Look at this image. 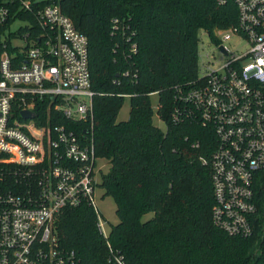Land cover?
I'll list each match as a JSON object with an SVG mask.
<instances>
[{
  "label": "built area",
  "instance_id": "obj_1",
  "mask_svg": "<svg viewBox=\"0 0 264 264\" xmlns=\"http://www.w3.org/2000/svg\"><path fill=\"white\" fill-rule=\"evenodd\" d=\"M230 1L237 22L209 36L225 61L177 84L171 114L175 123L212 129L211 151L201 157L211 168L212 220L231 235L257 227L264 253V0ZM14 22L20 25L11 30ZM134 33L127 34L131 53ZM232 35L248 47L231 49ZM124 74L137 79L138 69ZM95 94L88 36L60 0H0V264H77L56 222L82 204L96 213L111 263L127 264L97 204L102 157L78 127L94 116Z\"/></svg>",
  "mask_w": 264,
  "mask_h": 264
},
{
  "label": "trees",
  "instance_id": "obj_2",
  "mask_svg": "<svg viewBox=\"0 0 264 264\" xmlns=\"http://www.w3.org/2000/svg\"><path fill=\"white\" fill-rule=\"evenodd\" d=\"M60 2L88 36L94 116L78 127L87 130L97 155L110 162L101 185L116 202L119 220L110 231L114 248L127 264H264L257 227L252 235H231L212 220L211 168L201 157L209 155L214 132L200 123H175L171 114L174 87L199 74V31L215 40V29L237 22L236 3ZM126 24L131 27L124 33ZM133 31L135 53L127 39ZM129 68L138 69L137 79L124 74ZM154 93L165 130L154 123ZM126 97L130 116L117 120ZM197 140L201 143L194 146ZM56 227L60 244L80 258L77 264H112L88 204L67 208Z\"/></svg>",
  "mask_w": 264,
  "mask_h": 264
},
{
  "label": "rangeland",
  "instance_id": "obj_3",
  "mask_svg": "<svg viewBox=\"0 0 264 264\" xmlns=\"http://www.w3.org/2000/svg\"><path fill=\"white\" fill-rule=\"evenodd\" d=\"M20 25L19 22H14L11 25V30L16 29ZM200 43H199V52H200V59H199V67L200 71H204L206 69V65L212 67H218L225 61V56L222 55L216 46V44L210 39L208 32L205 29H201L199 31ZM225 43L231 47V49H241L245 50L248 47V43L244 40L239 38L238 36L232 35L230 38L225 40ZM204 61L206 62L204 64ZM152 102L155 110L154 114V123L160 126L162 129H166V123L164 120L158 116L157 108L159 103V94L154 93L152 94ZM130 99L126 97L125 103L121 110L119 111L117 120H124L128 119L130 116ZM98 164L101 166L103 173H105L109 167L110 162L107 158H99ZM103 173L98 174L99 183L96 188V196H97V204L99 209L101 210L102 217L104 220V227L106 231H110L112 224L117 223L119 218L116 213V202L111 195L105 194V188L101 185L102 175ZM152 212L146 213L144 218H149L152 216Z\"/></svg>",
  "mask_w": 264,
  "mask_h": 264
}]
</instances>
